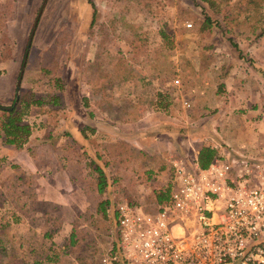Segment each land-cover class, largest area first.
<instances>
[{"label":"rangeland","instance_id":"374dc122","mask_svg":"<svg viewBox=\"0 0 264 264\" xmlns=\"http://www.w3.org/2000/svg\"><path fill=\"white\" fill-rule=\"evenodd\" d=\"M90 1L0 0V11L7 12L0 37L8 34L13 53L0 62V86L13 89L0 105L15 102L34 31L20 100L29 103L25 119L35 131L57 136L37 151L39 170L31 175L0 156V229L8 224L10 238L2 235L13 251L10 264H101L116 240L114 207L129 202L154 209V191L174 182L169 158L192 166L203 144L215 145L225 160L264 157V33L258 36L262 26L251 31L256 13L251 7L253 17L247 19L249 13L240 8L247 0H216L214 8L201 0H141L142 6L134 0H92L95 8ZM233 13L244 22L227 25L226 17ZM206 15L219 22L210 31L201 30ZM123 22L150 39L149 58L136 60ZM161 28L171 36L172 48L162 42ZM123 59L126 66L117 74ZM45 67L53 71L46 73ZM56 74L63 78L64 90L54 82ZM77 83L80 94L68 93ZM160 91L169 96L168 110L151 107ZM104 101L117 102L115 116L116 108L125 106L121 123L125 130L140 129L139 135L131 134L140 141L124 152L117 146L108 151L104 145L123 133L105 132L99 122L96 139L105 142L95 150L102 158L81 144L77 149L60 142L59 133L69 134L72 112L89 115L88 104L102 118ZM131 114L141 119L128 122ZM168 125L180 132L176 138L164 134L162 127ZM104 181L108 186L102 192L98 185ZM14 215L18 219L9 227ZM52 255L54 260H48Z\"/></svg>","mask_w":264,"mask_h":264},{"label":"built area","instance_id":"2783aa9c","mask_svg":"<svg viewBox=\"0 0 264 264\" xmlns=\"http://www.w3.org/2000/svg\"><path fill=\"white\" fill-rule=\"evenodd\" d=\"M174 167L163 204L116 206L117 248L101 264H264V157Z\"/></svg>","mask_w":264,"mask_h":264},{"label":"trees","instance_id":"16d2710c","mask_svg":"<svg viewBox=\"0 0 264 264\" xmlns=\"http://www.w3.org/2000/svg\"><path fill=\"white\" fill-rule=\"evenodd\" d=\"M121 1H129V0H121ZM132 1V0H130ZM137 2V5L142 6L143 4L141 3V0H134ZM202 2L208 3L211 7H216L217 6V2L216 0H201ZM248 4L247 6H240V8L246 12L249 13L246 17L247 19H252L253 17V13H251V7H253L256 15L254 16L253 20H255L254 22H252V28L251 31L252 32H256L257 27L262 26V32L258 33V36L262 35L264 33V14L261 12V8H262V3L263 0H247ZM94 8H95V3L91 0L90 1ZM151 2H153V0H151ZM152 4V3H150ZM149 6V5H148ZM96 16H97V11L96 9L94 10V14H93V20H92V24L91 27L94 25V23L96 22ZM245 17V18H246ZM7 20V12L5 11H0V26H2L3 23H5ZM235 22H238L239 24L243 23L244 21H242L239 17L238 14H229L226 17V24L227 25H235ZM124 23V22H123ZM218 21H215L214 19H212L211 16L206 15L204 21L202 22V27L201 30L202 31H210L214 24H218ZM125 27L127 28V30H130V33L127 37H125V40L130 44V46L132 47L133 50V54L136 58V60H141L142 57H146L149 58V50L148 49V43H150V39H146L145 37H143L142 34H140V28L135 26V25H130L128 22H125ZM94 32V30H93ZM2 35L4 36L3 38L0 37V62L6 61L8 59H11L13 56L12 53V49L10 47L9 44V39L8 38V34L7 33H2ZM159 36L162 40V42L168 44V48H172L173 47V42L171 40V36L167 33V31L163 28H161L159 30ZM26 54H27V61H26V66L28 63V57H29V52L27 53L26 50ZM25 54V57H26ZM25 59V58H24ZM24 63V61H23ZM90 66H94L92 63L89 64ZM123 66H126L124 59L123 61L119 60L118 62V69L122 68ZM46 73H51L50 68H46L44 69ZM54 82L57 84V87L59 88V90H64L65 89V84L63 81V78L61 77V75L56 74L55 75V79ZM156 108L158 110H168L169 108V96L166 93H163L162 91L157 93V97H156ZM29 103L27 104L24 99L21 98V100L19 101V103L14 106L13 104L10 106L12 107L11 109H3L0 108L3 112L2 117H0V139H2L5 143L10 144V145H15L18 148H23L24 145L29 141L30 136L32 135V125L31 123H29L26 119H25V114L26 111L28 109ZM88 132L89 133H94L95 132V128L93 127H87L85 129H83V135L85 136V138H87L88 136ZM117 146L120 148L121 151H125V149H127V147H130V144L124 141H118L115 143H110V144H106L105 148L110 151V148ZM99 144L95 143V148H98ZM98 151V149H97ZM96 151V152H97ZM97 157L98 158H102V155L100 153L97 152ZM217 158H220L219 154H218V149L211 145V144H204L203 146L200 147L199 152H198V163L202 168H207L209 167V165H211ZM108 186L107 181H104L102 183H100L98 185V188L100 191H104ZM172 190V184L169 185L168 187H163L160 188L159 190H155L154 191V195L157 201V204L161 205L163 204L165 201H167L170 197V193ZM103 206V205H101ZM115 208L113 209V215L112 218L114 220V224L116 227V212H115ZM8 227L7 224L4 225L3 229L0 231V264H3L2 261L4 259L7 258V249H6V243H5V239L2 235V233L6 232V228ZM117 244H118V238L115 240L114 245L112 247V251H115L117 248Z\"/></svg>","mask_w":264,"mask_h":264},{"label":"crops","instance_id":"0c3cea01","mask_svg":"<svg viewBox=\"0 0 264 264\" xmlns=\"http://www.w3.org/2000/svg\"><path fill=\"white\" fill-rule=\"evenodd\" d=\"M96 50H98V51H96V54L99 55V53H100L99 52V46L96 47ZM97 68H98V66H97ZM99 70H100V68H98V72H99ZM12 74H13V72L10 73V75H12ZM98 74H96V75H98ZM117 74H119V69H117ZM96 75L92 74V76H96ZM103 76H106V75L103 74ZM77 78L80 79L79 76ZM86 84L89 87H91L94 90V92H97V89L94 88V84H95L94 82H91L90 80H88L86 82ZM72 85H73L72 89H68L67 92L69 93L72 91H77V93L79 95L80 92L82 91V88L80 87V83H77V86H74V84H72ZM1 94H2V96H1ZM12 96H13L12 86H10L8 84L0 86V102L8 101V99H10ZM156 97H157V94H156ZM85 100H87V102H88V99L85 98ZM155 103H156V98H155L154 103L151 102V107L154 108V110L158 111ZM115 104H117V102H115V101H104L101 104V108H102V110H104V111H102V118L99 117V115L95 114L96 111H93V109H91L90 107H89L90 108L89 109L88 104L86 106H84V109L90 110L89 115L88 114L87 115H83V114L79 115V114H74L72 112L71 117L69 118V121L67 122L69 124V127L67 129V130H69L68 131L69 134L65 135V134L59 133V135L61 136L60 142L61 143L67 142L68 148H70V147L76 148L77 147V149H78V144H81L82 147L86 146L85 150L87 152H89V154H91V155L96 154L97 155V152H96L97 150H95V143L97 142V144H99L98 142H102V141L105 142L104 140H97L96 139V134L99 131V128H98L99 122H102V127H103L102 130L105 132H108V133L112 132V134H114L115 131L113 129H116L120 133H123V135L117 134L118 138L115 141L107 142V140H106L107 145L110 143H113V142H118V141H124V142H127L129 144H133L132 142L140 141V140H137L136 138L131 139V134L132 135H135V134L139 135L140 129L132 127L131 129L125 130V128L123 127V123H121V120L123 122L126 121V118L125 117L123 118V116H121L122 114L125 113V106L121 107L119 105L116 108V116H115V112L114 113L112 112V110L116 107ZM79 108H80V104L78 105V109ZM120 109H122V111L124 110V113L122 111H121L122 112L121 113ZM135 116L136 115H134V114L129 115L128 116L129 117L128 122L131 121L132 123H135L141 119L139 116H137V117H135ZM82 122H85V123L82 124ZM31 125H32V123H31ZM87 127L95 128V132L94 133L88 132V136H87V138H85V136L83 135V129H85ZM32 129H33L32 135L30 136L29 141L24 145L23 148H18L15 145L7 144L2 139H0V156L3 157L2 161L9 159V158H10V160L13 159V163H18L20 165L19 168H20L21 172H23V174H27V175L32 174L33 171H31V170H34L35 172H38V170H39L38 166L35 165V163H34V162H38L37 151L42 147H47V145H50V143H48V142H56V139H57V136L54 133H42L41 134L39 132L40 130L39 131L34 130L33 125H32ZM132 129H134V130H132ZM162 129H164L163 130L164 134H167L170 138H176L175 137L176 133H180L175 127H172L170 125L162 127ZM150 131H152V130H150ZM128 134H129V136H127ZM103 135H104V133H103ZM172 142H173L172 145L174 146V141H172ZM213 146H215V145H213ZM61 148L62 149H60V150H63V145ZM90 150H92V151L90 152ZM132 151L133 150H131L130 152H132ZM198 152H199V150H198ZM119 153H121V152H119ZM65 155L69 156L68 153H66ZM122 156H124V153L121 154V157ZM197 157H198V155H197ZM168 160L170 162L172 170L175 171L174 162L180 161V160L177 158H172V159L169 158ZM14 168H18V167L14 166ZM29 168H32V169H29ZM37 175H38V173H37ZM35 176H36V173H35ZM2 182H3V179H2V177H0V187L4 186V184ZM35 216H37V215H35ZM17 219L15 218V215H14V217H12V220L9 221V222H11L9 224V227L14 226L16 223L15 220H17ZM24 225H26V224H24ZM2 227H3V225H2ZM0 231H1V229H0ZM5 236L10 238L8 227L6 228ZM5 245H6V249H7V258H6L7 261H6V259H4L2 261V263L3 264H10V263H8V259H9L8 256H10V251L11 252H13V251L8 247V244H5ZM13 257H14V255H13ZM52 257H53V255L49 256L48 260H54ZM36 262H38V261H36Z\"/></svg>","mask_w":264,"mask_h":264},{"label":"water","instance_id":"95a60500","mask_svg":"<svg viewBox=\"0 0 264 264\" xmlns=\"http://www.w3.org/2000/svg\"><path fill=\"white\" fill-rule=\"evenodd\" d=\"M40 14H41V11L39 12V15H38V18H37V21H36V24H35L34 29L36 28V25H37V22H38V19H39ZM33 34H34V31H33L32 35L30 37V41H29L28 48H27V53L29 52V49L31 47V42H32ZM26 61H27V54H26V57L24 59V63L22 65L21 71H20L19 79L17 81L16 99H15V102L13 104L14 106H16L19 103V100H20L21 81H22V78H23V75H24V71L26 69ZM0 108H3V109H11L12 107H5V106H1L0 105Z\"/></svg>","mask_w":264,"mask_h":264}]
</instances>
